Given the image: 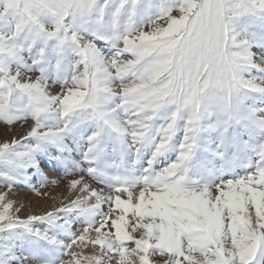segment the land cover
I'll return each mask as SVG.
<instances>
[{
	"label": "snow or ice",
	"instance_id": "1",
	"mask_svg": "<svg viewBox=\"0 0 264 264\" xmlns=\"http://www.w3.org/2000/svg\"><path fill=\"white\" fill-rule=\"evenodd\" d=\"M0 264H264V0H0Z\"/></svg>",
	"mask_w": 264,
	"mask_h": 264
},
{
	"label": "rangeland",
	"instance_id": "2",
	"mask_svg": "<svg viewBox=\"0 0 264 264\" xmlns=\"http://www.w3.org/2000/svg\"><path fill=\"white\" fill-rule=\"evenodd\" d=\"M18 195L14 196L13 198L22 201L26 206V212H41L45 207H49L52 203L50 198H40L36 196H29L28 200H23L24 193L21 190H17ZM43 191H47L51 193L52 196H59V190L55 188H48ZM31 204V208H28L27 205ZM25 212H22L21 215H24Z\"/></svg>",
	"mask_w": 264,
	"mask_h": 264
}]
</instances>
